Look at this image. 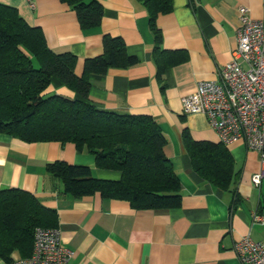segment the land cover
Here are the masks:
<instances>
[{"label": "crops", "instance_id": "crops-1", "mask_svg": "<svg viewBox=\"0 0 264 264\" xmlns=\"http://www.w3.org/2000/svg\"><path fill=\"white\" fill-rule=\"evenodd\" d=\"M98 2L100 25L83 30L75 12L60 0H0L41 30L51 52L75 56L78 77L86 60L104 54V37L122 41L137 64L90 74L88 98L102 111L155 121L167 140L164 153L178 181L179 207L135 209L128 201L99 193L71 197L47 173L48 166L87 167L93 178L107 182H117L121 175L97 168L92 154L78 152L72 144H28L3 134L0 191L26 192L54 212L53 228L60 230L62 246L73 252L70 264H241L234 251L237 242L250 238L264 244V223L254 220V215L264 217V179L258 188L251 182L260 170L259 155L241 141L221 144L205 116L182 112V99L198 83L218 80L236 49L240 10L264 21V0H172V11L155 19L158 50L139 2ZM45 94L77 99L55 79ZM184 134L194 142L222 145L233 182L229 190L215 187L195 170ZM217 162L221 164L219 158ZM233 192L240 198L234 206ZM10 259L13 264L23 258L14 251ZM0 264L7 263L0 259Z\"/></svg>", "mask_w": 264, "mask_h": 264}, {"label": "trees", "instance_id": "trees-1", "mask_svg": "<svg viewBox=\"0 0 264 264\" xmlns=\"http://www.w3.org/2000/svg\"><path fill=\"white\" fill-rule=\"evenodd\" d=\"M60 1L75 12L81 29L100 25L103 10L98 0ZM136 1L147 12L158 50L160 32L155 19L169 14L173 2ZM103 48L102 56L84 62L83 74L78 77L75 56L51 52L39 28L29 26L16 8L0 3V134L28 144H72L78 152L92 154L97 168L121 175L119 181L107 182L93 178L87 167L63 162L48 166L47 173L59 180L71 197L99 193L105 199L128 201L135 209L177 208L178 181L164 153L167 140L155 121L146 115L102 111L88 98L90 74L137 64L136 58L126 55L119 38L104 37ZM52 79L77 99L46 95ZM183 141L195 170L215 187L229 190L233 182L222 145L194 142L187 134ZM233 198L232 206L240 201L236 192ZM53 226L54 212L30 194L15 189L0 191V259L5 263L12 264L14 251L29 258L35 228Z\"/></svg>", "mask_w": 264, "mask_h": 264}, {"label": "built area", "instance_id": "built-area-1", "mask_svg": "<svg viewBox=\"0 0 264 264\" xmlns=\"http://www.w3.org/2000/svg\"><path fill=\"white\" fill-rule=\"evenodd\" d=\"M32 7V6H31ZM237 45L216 82H200L182 99L185 115H203L223 145L243 142L259 155L260 170L251 178L258 188L264 179V21L240 10ZM264 223V217L254 215ZM241 264H264V244L243 238L234 245ZM73 252L61 244L57 228H35L32 253L13 264H70Z\"/></svg>", "mask_w": 264, "mask_h": 264}, {"label": "rangeland", "instance_id": "rangeland-1", "mask_svg": "<svg viewBox=\"0 0 264 264\" xmlns=\"http://www.w3.org/2000/svg\"><path fill=\"white\" fill-rule=\"evenodd\" d=\"M4 5H7V6H9V4H4Z\"/></svg>", "mask_w": 264, "mask_h": 264}]
</instances>
